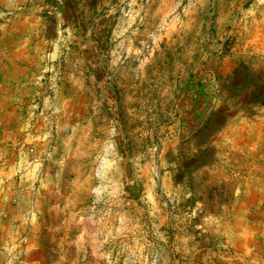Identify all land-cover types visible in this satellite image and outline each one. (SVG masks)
Instances as JSON below:
<instances>
[{
	"label": "rangeland",
	"instance_id": "obj_1",
	"mask_svg": "<svg viewBox=\"0 0 264 264\" xmlns=\"http://www.w3.org/2000/svg\"><path fill=\"white\" fill-rule=\"evenodd\" d=\"M0 264H264V0H0Z\"/></svg>",
	"mask_w": 264,
	"mask_h": 264
}]
</instances>
